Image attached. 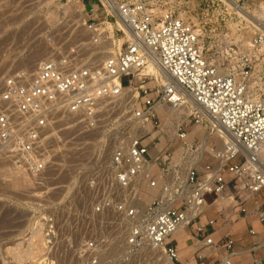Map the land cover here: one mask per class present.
I'll return each mask as SVG.
<instances>
[{"label": "built area", "instance_id": "1", "mask_svg": "<svg viewBox=\"0 0 264 264\" xmlns=\"http://www.w3.org/2000/svg\"><path fill=\"white\" fill-rule=\"evenodd\" d=\"M115 2L129 31L123 49L99 64L76 66L72 59L49 58L37 72L18 71L3 81L0 151L13 148L24 171L34 177L51 165L49 131L58 114L76 116L87 130H93L104 100L120 95L122 88L139 90L133 112L138 135L113 150L111 184L104 199L63 219L75 223V234L67 228L55 235L47 224L36 264H153L156 257L147 252L150 245H162L163 257L177 264V251L166 239L184 223L192 227L190 235L197 250L223 245L228 249L213 264H231L232 240L216 243L206 231V224L213 225L214 220L197 221L208 206L205 197L214 195L215 202L223 194L226 174L234 181L246 180L253 194L264 188V98L247 95L252 60L241 57L240 75L225 73L204 55L197 32L182 17L170 10L154 15L148 0ZM87 23L88 28L94 25ZM254 42L262 45L264 36L258 35ZM153 65L155 73L150 71ZM125 76L129 77L127 86L121 83ZM183 93L215 117L238 148L216 155L217 166L205 164L203 173L195 166L189 168L187 190L180 196L181 187L175 191L167 182L159 186L151 172L153 163H166L170 155L163 151L152 156L143 140L157 104L175 106ZM194 118L196 123L201 121ZM177 132L178 138L187 137L182 124ZM138 182L129 196L126 191ZM145 188L156 190L149 203L142 199ZM258 214L263 220L264 209ZM118 232L124 237H118Z\"/></svg>", "mask_w": 264, "mask_h": 264}, {"label": "rangeland", "instance_id": "2", "mask_svg": "<svg viewBox=\"0 0 264 264\" xmlns=\"http://www.w3.org/2000/svg\"><path fill=\"white\" fill-rule=\"evenodd\" d=\"M230 1L237 5V10L223 0H148V3L154 15L170 10L188 21L198 34L204 55L223 72L240 75V59L249 56L253 69L247 95L264 98V43L258 46L254 42L258 35L264 36V0ZM87 22L93 23V27L88 28ZM120 26L116 15L102 0H0V91L5 77L17 71L25 72L28 67H37L38 71L49 58L72 59L76 66L101 63L124 48L129 36ZM121 83L127 86L129 77H123ZM147 85L151 86L152 81ZM134 88V93L128 88L101 103L98 124L93 130H87L76 116L58 114L49 131L51 165L41 176L25 172L13 148L0 151V264H36L42 251L39 237L34 240L39 254L33 259L24 257L22 261L18 251L8 247L20 241L27 246L32 230L41 227L43 235L47 224H51L49 229L55 235L67 228L75 234V223L63 219L70 212L104 199L111 184V154L131 138L128 132L136 126L133 112L139 90ZM194 112L172 118L164 129L165 117L157 110L146 126L148 134L144 137L146 144L150 136L154 137L149 144L152 156L163 151L173 155L166 163L155 164L158 173L165 174L167 185L175 191L181 187L180 196L187 190L189 168L181 170L185 151L175 152L181 143L173 141L179 125L182 124L187 134L195 131L190 141L189 135L181 139L191 144L186 147L193 160L201 156L200 143L206 134L210 140L202 158L204 165L215 167L218 164L215 156L222 150L218 132L211 131L204 121L196 123ZM167 127L170 135L165 131ZM176 139L180 138L176 136ZM177 170L183 174L181 180L174 177ZM16 178H21V183ZM205 199L207 211L216 197L207 195ZM225 203L224 199L217 202ZM117 235L124 237L121 232ZM150 250L147 252L151 254Z\"/></svg>", "mask_w": 264, "mask_h": 264}, {"label": "crops", "instance_id": "3", "mask_svg": "<svg viewBox=\"0 0 264 264\" xmlns=\"http://www.w3.org/2000/svg\"><path fill=\"white\" fill-rule=\"evenodd\" d=\"M192 134H187L189 135V141L192 138ZM153 140L154 137L150 136L147 139V144L149 145ZM209 140L210 138L207 137L204 152ZM143 141L146 144V140L144 139ZM173 141L181 142L175 147L176 153L182 151L186 153L184 157L185 162H183L181 170L186 166V169L193 166V163H191L193 162V155L188 149L191 144L188 145L187 141L176 139L175 137ZM186 146L189 147L187 148ZM204 152L201 155L202 158ZM170 156L173 157V155ZM201 157L194 166L200 173H203L204 159L202 160ZM151 172L152 176L157 179L159 186L167 182L165 175L158 173L155 163L152 165ZM179 175V170H177L174 175L175 179H179ZM226 180L228 184L225 186L223 194L219 197V199H224L226 203L218 205L219 199H217L205 211V214L200 216L197 223H207L208 218L213 219V225L206 224V231L213 240L216 243L223 244L228 239L232 240L231 264H264V219L262 220L258 214L260 209H264V188L257 194H253L246 180L239 179L234 181L231 180L228 174H226ZM155 192V189L145 188L142 195L144 203H149L151 196ZM223 196L224 198H222ZM141 204L143 203L141 202ZM191 230L192 227L187 226L178 231L176 230L166 239V243L173 246L177 251V264H213L218 259V255L228 253V249L223 244L218 249L205 247L197 250L191 239Z\"/></svg>", "mask_w": 264, "mask_h": 264}, {"label": "bare ground", "instance_id": "4", "mask_svg": "<svg viewBox=\"0 0 264 264\" xmlns=\"http://www.w3.org/2000/svg\"><path fill=\"white\" fill-rule=\"evenodd\" d=\"M104 2V4L108 7H110L111 11H113V13L116 15L117 17V23L118 25L120 24L121 26V29H124L128 34H129V31L126 29V25L124 24L122 18L120 17L119 13H118V6L116 4V2L114 0H102ZM225 3L228 4V6L233 9V10H237V5L236 4H233L230 0H223ZM97 60V59H96ZM98 62V61H97ZM94 63H96L94 61ZM28 67V66H27ZM151 72L155 73L157 72V67L155 65L152 66V69H150ZM18 72V71H17ZM37 72V67H28V69L24 72L28 75H31L33 73ZM226 72V71H225ZM130 88L129 90L131 91V93H134L135 91V88L134 87H126V88H122V93H124L125 91H127V89ZM130 94V93H129ZM137 95V94H136ZM189 105V106H188ZM187 109V110H185ZM157 110H160L164 117H165V123L163 125V128L164 126H168L169 122L172 121L174 117H180V115H182V113H186V114H189L192 112V110H195V112L193 113L196 117L199 118V120L201 121H204L206 122L209 127H210V130L211 131H217L218 132V135L220 138H222V150L217 153L216 155H227L228 153H231L233 152L236 148H238V145L236 143L233 142V139L230 137V134L228 133V131H226V129L219 123V121L211 116L209 113H207V111H205L202 107H200L196 102L193 101V99L187 95L186 93H183L182 97H181V102L178 103L177 105H171L169 103H161V104H157ZM187 117V116H186ZM172 119V120H171ZM171 126V125H170ZM149 127V126H148ZM135 128H131V130H129V134H131V137L135 136L136 132L134 130ZM143 130V128H141ZM165 129V128H164ZM169 128L167 127V129L165 130L166 133L168 135H170V130H168ZM209 132V131H208ZM138 135V133H137ZM176 135V134H175ZM174 135V136H175ZM177 136V135H176ZM175 136V138H176ZM207 134L204 135V137L201 139V143H200V155L203 154L204 152V145L206 143V139H207ZM74 139V138H73ZM189 149V148H188ZM190 154V153H189ZM197 156V155H196ZM200 157L199 156V160H200ZM202 158V157H201ZM196 159V158H195ZM198 159L196 160H193V166L197 163ZM262 161L264 163V157L262 156ZM188 163V162H187ZM190 164V163H189ZM186 165V164H185ZM193 166H190L189 168L193 167ZM187 167V166H186ZM181 176L183 177V174L181 173L179 175V179L181 178ZM19 178V177H18ZM16 178V182L17 183H21V178L18 179ZM23 179V178H22ZM139 183V182H138ZM136 183V185L138 184ZM136 185H133L131 186V188L126 191V192H129L132 194V189L136 186ZM221 195V194H220ZM224 198V197H222ZM40 224V222L38 223V225ZM42 225V224H41ZM40 225V226H41ZM187 227V224L184 223L182 224L181 226L178 227L177 231L179 229H182V228H185ZM41 228V227H39ZM35 227L34 230H32L31 234H30V237L27 239L28 241V245L26 246L25 244H23L22 241L18 242L17 244H15V246H10L8 247V249H11V250H14L16 252V250L19 254V258H22V261H23V258L24 259H33L35 258L36 254H37V249L38 247H35L34 245V242H37V241H34L35 238H38V239H42L41 237H43L42 235V232H40V229ZM40 243V241L38 242ZM41 243H42V240H41ZM26 246V247H25ZM38 246H40V248L42 247L41 244H39ZM149 249H151V254L154 255V257H156V260L154 259V263L155 264H171V262L169 261L168 258H164L163 257V247L162 245H150ZM35 248V249H34ZM7 249V250H8ZM42 249V248H41ZM40 250V249H38ZM40 252V251H38ZM14 253V255L16 254ZM13 254V253H12ZM39 254V253H38ZM37 254V255H38ZM17 255V254H16ZM160 256V257H159ZM17 257V258H18ZM158 257V258H157ZM18 260H21L19 259ZM20 261V263L22 262Z\"/></svg>", "mask_w": 264, "mask_h": 264}]
</instances>
